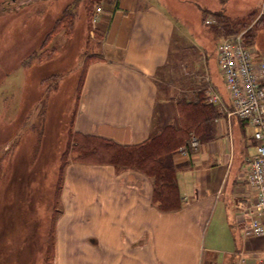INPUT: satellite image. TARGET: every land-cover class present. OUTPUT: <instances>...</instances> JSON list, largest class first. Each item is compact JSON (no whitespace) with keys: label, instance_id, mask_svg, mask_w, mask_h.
I'll return each mask as SVG.
<instances>
[{"label":"crops","instance_id":"1","mask_svg":"<svg viewBox=\"0 0 264 264\" xmlns=\"http://www.w3.org/2000/svg\"><path fill=\"white\" fill-rule=\"evenodd\" d=\"M221 1L104 0L102 53L87 65L74 132L134 146L178 125V102L202 87L195 78L171 84L174 37L188 39L182 27L188 11L198 20L201 10H230L233 17L236 0ZM204 65L203 88L212 86L223 103L213 105L219 113L213 139L174 156L182 207L160 211L152 182L138 172L71 165L63 188L68 224L55 227V264H257L264 258V237L247 238L242 230L243 207L255 200L248 183L254 131L232 114L220 69L214 75L207 57Z\"/></svg>","mask_w":264,"mask_h":264},{"label":"rangeland","instance_id":"2","mask_svg":"<svg viewBox=\"0 0 264 264\" xmlns=\"http://www.w3.org/2000/svg\"><path fill=\"white\" fill-rule=\"evenodd\" d=\"M99 6L104 8L86 0H0V264H55V227L68 224L63 188L69 167L106 166L76 161L74 134L87 65L102 53L103 25L92 22ZM233 6V17L224 11L244 26L236 35L250 30L254 46L264 51V0ZM189 12L187 27L177 22L188 39L174 37L167 75L176 86L195 78L203 88L204 59L220 76L217 53L228 36L216 31L215 12L201 10L200 20Z\"/></svg>","mask_w":264,"mask_h":264},{"label":"trees","instance_id":"3","mask_svg":"<svg viewBox=\"0 0 264 264\" xmlns=\"http://www.w3.org/2000/svg\"><path fill=\"white\" fill-rule=\"evenodd\" d=\"M86 1L99 5L104 0ZM62 15L65 17L66 12ZM213 15L216 18L215 29L221 35L225 34L228 37L236 35L244 28L240 24L237 26L238 23L231 20L224 10ZM249 31L244 34L245 45L254 46L255 35ZM254 47L259 53H264ZM178 114V125H167L144 143L134 146H123L106 139L74 132L77 137L76 161L139 171L152 182V203L162 212L178 211L182 207V198L177 181L179 167L174 162V156L183 147L190 149L193 136L200 144L212 140L213 122L219 113L215 106L206 103L205 88H202L195 92L193 99L187 97L180 99Z\"/></svg>","mask_w":264,"mask_h":264},{"label":"built area","instance_id":"4","mask_svg":"<svg viewBox=\"0 0 264 264\" xmlns=\"http://www.w3.org/2000/svg\"><path fill=\"white\" fill-rule=\"evenodd\" d=\"M102 7H97L92 17L93 24L100 22ZM212 20L206 24L211 25ZM217 61L229 93L232 114L253 128L255 154L250 161L248 183L255 192V200L243 207L248 220L243 223L245 237H264V53L253 46L245 45L244 33L222 41L218 48ZM206 102L221 106L223 101L212 86L205 90ZM199 140L193 136L190 149L181 148L178 153L197 152ZM264 264V258L257 259Z\"/></svg>","mask_w":264,"mask_h":264}]
</instances>
